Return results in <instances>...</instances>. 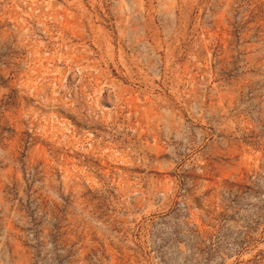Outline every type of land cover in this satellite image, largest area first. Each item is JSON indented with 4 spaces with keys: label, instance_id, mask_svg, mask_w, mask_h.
Masks as SVG:
<instances>
[{
    "label": "rangeland",
    "instance_id": "rangeland-1",
    "mask_svg": "<svg viewBox=\"0 0 264 264\" xmlns=\"http://www.w3.org/2000/svg\"><path fill=\"white\" fill-rule=\"evenodd\" d=\"M0 264H264V0H0Z\"/></svg>",
    "mask_w": 264,
    "mask_h": 264
}]
</instances>
